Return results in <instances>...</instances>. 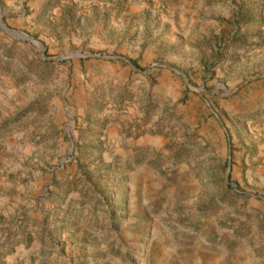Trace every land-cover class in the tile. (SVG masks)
<instances>
[{
	"label": "rangeland",
	"instance_id": "374dc122",
	"mask_svg": "<svg viewBox=\"0 0 264 264\" xmlns=\"http://www.w3.org/2000/svg\"><path fill=\"white\" fill-rule=\"evenodd\" d=\"M0 264H264V0H0Z\"/></svg>",
	"mask_w": 264,
	"mask_h": 264
}]
</instances>
